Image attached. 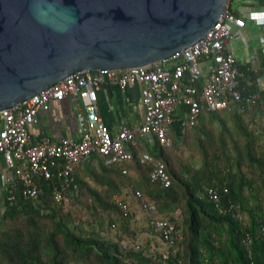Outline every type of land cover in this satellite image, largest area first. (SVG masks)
Listing matches in <instances>:
<instances>
[{"label":"trees","instance_id":"trees-1","mask_svg":"<svg viewBox=\"0 0 264 264\" xmlns=\"http://www.w3.org/2000/svg\"><path fill=\"white\" fill-rule=\"evenodd\" d=\"M239 70L242 103L202 111L195 125L175 117L169 147L138 141L127 149L132 159L123 163L90 155L75 168V187L63 192L66 201L52 197L58 179L40 180L42 193L34 200L18 194L13 201L5 198L0 264H264V125L259 122L264 90L258 89L256 74ZM250 95H257L254 103ZM180 144L192 147L185 159L174 153ZM143 153L164 162L168 187L150 181V164L139 162ZM209 188L219 193L217 205L207 196ZM135 192L154 209L142 210ZM113 195L120 202L133 199L147 219L176 224L181 239L168 248L166 259L123 243L135 237L129 229L134 210L124 215ZM228 202L238 206L241 220L227 210ZM111 227L121 230L116 238L107 237ZM146 227L151 233L147 221Z\"/></svg>","mask_w":264,"mask_h":264},{"label":"built area","instance_id":"built-area-1","mask_svg":"<svg viewBox=\"0 0 264 264\" xmlns=\"http://www.w3.org/2000/svg\"><path fill=\"white\" fill-rule=\"evenodd\" d=\"M233 1L226 0L220 16L201 39L165 59L137 68L80 70L40 93L0 110V156L6 168L17 176V180L11 174L5 178L11 189L7 200L15 199L13 191L17 187L23 198L34 200L42 193L40 180L58 179L60 187H53L52 197L56 202L66 201L63 192L75 187V168L90 155L105 156L108 164L130 161L132 154L127 149L136 146L138 139L151 137L158 146L169 147L172 142L169 128L175 117H179L182 125H195L202 111H220L242 103L243 96L238 88L242 73L233 54L225 47L232 37L230 27L244 26V20L230 7ZM132 83L139 86L142 120L132 129L120 126L112 133L98 114V90L105 84H116L125 89ZM66 97L73 101L80 138L61 137L56 142L41 138L33 143L28 126L34 122L37 113L47 111L51 101ZM256 98L257 95H250L248 101L254 103ZM256 121L254 119L251 126ZM259 122L264 125V117ZM139 162L150 164L152 183L164 188L170 185L164 162L147 153L139 156ZM135 196L140 199L142 210L154 209L138 192ZM207 196L216 205L220 201L216 189H207ZM115 201L124 215L130 210L128 202H120L119 198ZM227 207L235 218L242 219L238 206L228 202ZM147 225L168 248L181 239L175 223L153 216L147 219ZM168 253L161 254L162 259H166Z\"/></svg>","mask_w":264,"mask_h":264},{"label":"water","instance_id":"water-1","mask_svg":"<svg viewBox=\"0 0 264 264\" xmlns=\"http://www.w3.org/2000/svg\"><path fill=\"white\" fill-rule=\"evenodd\" d=\"M226 0H0V110L80 70L137 68L201 39Z\"/></svg>","mask_w":264,"mask_h":264},{"label":"crops","instance_id":"crops-1","mask_svg":"<svg viewBox=\"0 0 264 264\" xmlns=\"http://www.w3.org/2000/svg\"><path fill=\"white\" fill-rule=\"evenodd\" d=\"M230 7L244 20V26L230 27L232 37L226 42V50L233 54L239 68H246L257 75L256 85L259 90H264V0H234ZM97 108L100 119L110 132L114 133L120 126L134 128L143 117L139 86L132 83L125 89H120L116 84L101 85L97 93ZM28 134L33 143L41 138L52 142L61 137L78 140L81 133L72 99L66 97L51 101L47 111L37 113L34 122L28 126ZM142 140L152 142L154 139H138L139 142ZM10 174L17 180L14 171L6 168L4 159L0 156V214L5 208L4 199L11 192L5 182L6 176ZM20 193V187L13 191L15 196L21 195Z\"/></svg>","mask_w":264,"mask_h":264},{"label":"rangeland","instance_id":"rangeland-1","mask_svg":"<svg viewBox=\"0 0 264 264\" xmlns=\"http://www.w3.org/2000/svg\"><path fill=\"white\" fill-rule=\"evenodd\" d=\"M192 150V147L190 145H179L178 149H174V153H177L180 157H182V159H185L189 152ZM116 196L119 195H113L112 199H115ZM129 199V204L130 207L133 208L134 210V216L132 218V221L130 223L129 229L134 233L135 237H133V239L130 238H126L123 240V243L128 244V245H133V246H140L141 248H143L144 250H149V251H154L155 253L158 254H163L166 251H168V247L162 243V241L154 236L151 235V233H149V230L146 227V221H147V213L140 211L138 208V204L131 199L130 197H128ZM262 205H263V209H264V199L262 200ZM176 215L178 216V223H179V227L181 229L182 225V217L181 215L179 216L178 212L176 213ZM107 237L109 238H116L117 237V233L120 232L121 230H119L117 227L114 228H107ZM133 242H131V241ZM129 242H131L129 244ZM177 250L179 249V246L176 247Z\"/></svg>","mask_w":264,"mask_h":264}]
</instances>
